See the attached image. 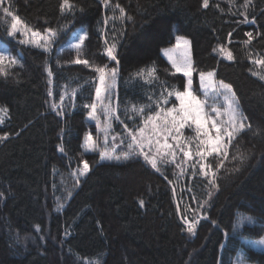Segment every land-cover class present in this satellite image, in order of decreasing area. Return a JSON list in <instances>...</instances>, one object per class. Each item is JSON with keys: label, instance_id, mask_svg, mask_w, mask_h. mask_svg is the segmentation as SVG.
<instances>
[{"label": "trees", "instance_id": "1", "mask_svg": "<svg viewBox=\"0 0 264 264\" xmlns=\"http://www.w3.org/2000/svg\"><path fill=\"white\" fill-rule=\"evenodd\" d=\"M69 2L75 7L64 13L62 0L3 3L4 7L11 3L22 23L41 33L66 23L68 28L51 44V51L45 52L9 37L11 20L0 15V51L20 61L11 67L5 61L8 75L0 76V106L9 109V117L0 124V135L10 134L0 143V192L5 193L0 198V264H88L96 258L103 264H236L240 248L246 252V264H264V249L250 243L264 236V230L246 228L243 231L251 232L250 238L235 237L234 245L223 235L230 230L237 209L258 222L264 220V80L253 75L258 68L254 61L264 59V15L260 14L264 0H254L257 23L239 26L234 21L243 18L229 13L227 0H210L207 9L202 0H110L107 8L101 0ZM117 3L132 21L119 19V10L114 9ZM81 28L88 33L82 59L117 67L104 53V41L117 44V126L124 128L122 120L133 127L125 107L148 104L149 96L155 100L163 82L183 90L185 77L160 54L162 48L174 44L177 35L190 40L196 69L214 70L218 81L233 86L252 130H245L234 141L238 148L230 147L218 174L220 191H213V206L206 209L210 219H200L195 236L185 230L184 218H192L193 210L207 199L205 178L193 177L187 165L185 174L177 179L180 170L175 164L160 163L157 171L143 156L100 161L98 153L83 151L82 139L92 132L86 118L89 109L83 105L93 100L96 74L85 65L71 63L77 53L70 46L78 43L82 33L76 30ZM248 31L255 38L245 45ZM257 32L261 35L256 36ZM218 45L230 50L234 59L214 52ZM46 64L53 71L51 85ZM149 67L157 69L159 80L129 78ZM199 71L193 73L196 94ZM78 86L83 87L72 99L71 90ZM65 91L69 95L63 102L64 115L57 116L51 105L59 104ZM206 111L211 113L210 108ZM61 144L65 153L59 151ZM237 151L246 155L242 162L232 159ZM85 160L90 171L75 186L71 173ZM139 199H144V207ZM58 203L64 207L58 209ZM212 219L221 222L220 231ZM35 225L41 226L40 233ZM221 243L228 247L221 249Z\"/></svg>", "mask_w": 264, "mask_h": 264}, {"label": "snow or ice", "instance_id": "2", "mask_svg": "<svg viewBox=\"0 0 264 264\" xmlns=\"http://www.w3.org/2000/svg\"><path fill=\"white\" fill-rule=\"evenodd\" d=\"M229 4L228 11L231 15L242 17L243 19H237L234 23L239 26L240 24H253L257 23V17L255 15L254 0H242L238 3L237 0H227ZM4 0H0V10L4 13L5 17H11V30L8 31V36H14L18 31V25L22 23L20 18L11 10V3L8 7H3ZM101 3L107 8L110 5V0H101ZM210 0H202L203 8H209ZM75 6L69 2V0H62L60 4V10L62 13L72 11ZM215 7L219 8V4ZM235 7V11L233 8ZM114 9L119 10L120 20L132 21L134 18L126 14V11L119 3L114 5ZM224 11V9H220ZM260 14L264 15V8L260 10ZM251 16V19L249 17ZM115 20L116 17L114 16ZM105 24L108 23V19H105ZM25 32L31 33L32 37H39V40L33 39L31 43L37 47L43 48L45 52L51 51V44L60 35L61 31L68 28V23L59 26L58 28L48 27L43 30L42 35L39 30H34L31 27L24 25ZM235 31V29H233ZM78 35V43L71 45L77 53V58L71 63L82 64L91 68L95 76V98L91 103H85L84 108L90 109L88 116L96 122L98 130L104 132L103 146L101 147L96 140H94L91 133H88L84 138V148L86 151H99L100 161H127L135 156H143L144 161L151 165L153 169L160 171L158 165L160 163L175 164L176 168L180 170L177 175V179L182 177L187 168L185 165L192 169L191 175L196 177L202 176L206 180L205 188L207 189V199L203 203L199 204L198 209L193 210L192 218H185V230L195 236L197 233V225L200 223V219L209 220L207 215V208L213 206V191L219 192L220 185L218 183L219 172L225 166V160L228 159L230 147H237L234 145V141H238V137L245 130L251 131L252 126L248 123V118L245 116L236 92L233 90V86L229 83H225L223 80L217 81L215 79V71H199L194 67L193 60L190 54L191 42L184 36L177 35L175 37V45L172 48L164 49V55L168 57L171 66L177 73H183V76L187 78L186 85L183 86V90L178 89L176 86H168L166 82L161 84V92L155 100L151 96L148 97V104L136 105L132 104L130 107L126 106L124 112L127 119L133 121V127H129L124 121H120L124 126V132L126 135L117 133L111 136V145L109 144V130L112 129V121L119 120L117 111L119 105L113 106L112 99L116 89L117 79L119 76L118 65L120 63L115 42L109 44L105 39L104 53L107 58L115 62L117 67H109L107 64L97 65L94 62H90L88 59H82L81 54L83 52V46L85 40L88 38V33L83 28L76 30ZM123 35V33H121ZM229 37L232 33L229 32ZM247 40L243 41L245 45L251 43L255 38L252 31L245 33ZM261 35L257 32L256 36ZM40 41H43L41 43ZM21 44L29 43V41L21 40ZM219 51V53L226 57L227 60H233V54L230 50L226 49L224 45H218L213 51ZM178 53V54H177ZM7 66H15L20 63L19 59L14 56H6L3 51H0V76H7L8 72L5 70ZM257 65L264 66V59H256L254 61ZM45 71L48 76V84H52L53 71L47 64L45 65ZM199 71V83L200 89L203 90L205 96L211 90L215 93L216 97H223L225 107L223 111L215 106L211 107V113L205 110V102L198 98L195 90L193 89V73ZM253 75H259L253 72ZM146 76L148 79L146 82L153 80H159L157 76V69L155 67L141 68L136 72L130 74V79ZM261 80H264V75H259ZM90 80H86L85 84L91 83ZM67 88V85L65 86ZM83 86L72 89L70 97L74 99ZM52 95L51 90L48 93ZM69 93L65 91L59 97L60 103H53L51 109L57 116L64 115L63 102L65 96ZM174 97V100L170 98ZM170 105V106H169ZM98 112H102L104 116V128L101 129V120L98 117ZM132 113L133 115H128ZM9 117V109L7 106H0V124L5 122V119ZM139 117L140 123L136 124V118ZM226 117V119H221ZM192 129L193 136L184 137L183 129ZM63 132L64 129H61ZM19 135V133H16ZM117 136H121L119 143H117ZM10 138V134L5 132L0 135V143H4ZM172 142H169V141ZM195 141V151L192 150V144ZM120 145H124L125 149H121L120 153H117V148ZM59 151L65 153V147L63 144L59 146ZM182 154V158L177 161V156ZM198 159L193 160V157ZM209 157H213V160H209ZM246 158L245 153L237 151L232 156L233 160H240L241 162ZM189 161L191 163L189 164ZM82 167H78L71 175L75 178V186H79V177L85 176L90 171L89 163L85 160L82 161ZM239 171V169H236ZM167 179V177H165ZM170 184L171 180L168 181ZM55 187V185H54ZM191 190V189H189ZM5 193L0 192V198L4 197ZM72 193L69 191L67 196L70 198ZM139 205L144 207V199H139ZM58 209L63 208V203H58ZM241 207H245L241 205ZM204 210L200 218L196 217V213ZM234 220L231 222L230 230L223 233L224 237L229 240V245L235 244V237H239L241 240H247L251 236V232L243 231L246 228H260L264 230V220L258 222L257 218L245 214L237 209L233 214ZM211 223L215 226L217 231L221 230V222L215 219L211 220ZM35 231L40 233L42 231L40 225H35ZM69 233L65 232V235ZM40 241H44L43 235L39 236ZM35 241V237H33ZM17 243H19V236L17 237ZM260 245H264V236H260V239L256 241ZM221 249H225L228 246L221 243ZM246 252L243 248L238 249V255L236 264H246ZM89 264H103L100 258L90 260ZM218 264H222V261H218Z\"/></svg>", "mask_w": 264, "mask_h": 264}, {"label": "rangeland", "instance_id": "3", "mask_svg": "<svg viewBox=\"0 0 264 264\" xmlns=\"http://www.w3.org/2000/svg\"><path fill=\"white\" fill-rule=\"evenodd\" d=\"M4 7V6H3ZM0 15L5 17L4 13L2 12V10H0ZM6 18H9L11 20V17H6ZM12 23V21H11ZM11 23H10V28H9V31L11 30ZM18 29L19 31L14 35V36H11V38H14L16 39L17 41H21V40H26V41H29V43H25V45H29V46H33V47H37L35 44L31 43V41L33 39H37L39 40V37H35L33 38L31 33H26L25 32V28H24V24L21 23L18 25ZM42 35L44 33H41ZM187 38V37H185ZM188 39V38H187ZM189 40V39H188ZM190 41V40H189ZM41 43H43V41H40ZM175 40H174V44L172 46H168V47H165V48H162L161 51H160V54L169 62L168 60V57L164 55V49H168V48H172L174 45H175ZM37 48H40V47H37ZM43 49V48H41ZM178 54V53H177ZM190 54H191V51H190ZM192 58V57H191ZM169 64H171L169 62ZM258 68L256 70V73H258L259 75H264V66L262 65H257L255 64ZM183 74V73H182ZM259 75H255L257 77H259ZM193 79V77H192ZM216 79V78H215ZM186 81H187V78L185 77V85H186ZM218 81V80H217ZM198 98L201 100V101H204L205 102V110L206 108H210L212 106H215L217 108H220L222 111L225 107V104H224V100H223V97H216L215 93L212 92L211 90L208 92V95L205 96L204 93H203V90L200 89V83H199V76H198ZM117 86V85H116ZM193 89H194V86H193ZM95 98V92H94V97L93 99ZM112 103H113V106H116L117 103H116V89L114 91V94H113V99H112ZM170 106V105H169ZM90 111V109H89ZM88 111V112H89ZM98 117L100 118L101 120V129L104 128V116L102 114V112H98ZM87 121L90 125V129L92 130V132H88V133H91L94 140L97 141V143L102 147L103 146V136H104V132L103 131H100L97 129L96 127V122L94 120H92L88 115H87ZM221 119H226V117H221ZM121 129V130H120ZM183 131V136L184 137H188V136H193L194 135V132L192 129H189V128H185L182 130ZM87 133V134H88ZM117 133H121L122 135H126L125 132H124V128L122 126H117V124L115 123V121L113 120L112 121V129L109 130V144L111 145V136L112 135H116ZM85 134L83 139H82V149L84 152H96L99 154V151H86L83 144H84V138L85 136L87 135ZM121 139V136H117V143H119V140ZM169 142H172L171 140ZM192 150L195 151V141L193 142L192 144ZM121 149H125V146L124 145H120L119 148H117V153L119 154ZM126 150V149H125ZM182 158V154L178 155L177 156V161H179L180 159ZM198 159V158H197ZM163 164V163H161ZM83 166V165H82ZM185 220V218H184ZM259 240V239H258ZM258 240H255V241H252L250 242L251 245L255 248H259V249H264V245H260L258 243H256V241ZM89 264V263H88Z\"/></svg>", "mask_w": 264, "mask_h": 264}]
</instances>
